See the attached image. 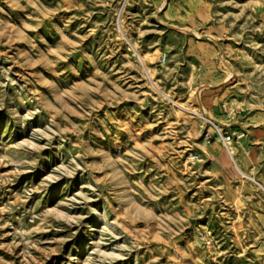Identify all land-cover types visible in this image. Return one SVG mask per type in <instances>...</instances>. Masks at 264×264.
Instances as JSON below:
<instances>
[{
	"label": "rangeland",
	"instance_id": "rangeland-1",
	"mask_svg": "<svg viewBox=\"0 0 264 264\" xmlns=\"http://www.w3.org/2000/svg\"><path fill=\"white\" fill-rule=\"evenodd\" d=\"M0 264H264V0H0Z\"/></svg>",
	"mask_w": 264,
	"mask_h": 264
},
{
	"label": "built area",
	"instance_id": "built-area-1",
	"mask_svg": "<svg viewBox=\"0 0 264 264\" xmlns=\"http://www.w3.org/2000/svg\"><path fill=\"white\" fill-rule=\"evenodd\" d=\"M223 138H224L225 142H229L231 139V135L227 134V135L223 136Z\"/></svg>",
	"mask_w": 264,
	"mask_h": 264
}]
</instances>
